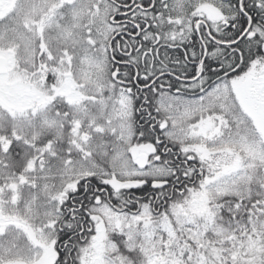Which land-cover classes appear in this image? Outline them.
<instances>
[{"label":"snow or ice","instance_id":"obj_1","mask_svg":"<svg viewBox=\"0 0 264 264\" xmlns=\"http://www.w3.org/2000/svg\"><path fill=\"white\" fill-rule=\"evenodd\" d=\"M0 264H264V0H0Z\"/></svg>","mask_w":264,"mask_h":264}]
</instances>
